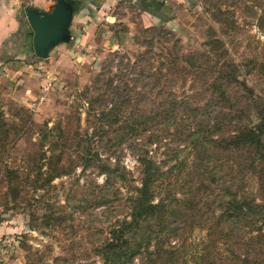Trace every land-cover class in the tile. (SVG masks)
<instances>
[{"label": "rangeland", "instance_id": "374dc122", "mask_svg": "<svg viewBox=\"0 0 264 264\" xmlns=\"http://www.w3.org/2000/svg\"><path fill=\"white\" fill-rule=\"evenodd\" d=\"M68 1L69 43L37 58L22 9L1 52L4 264H103L146 153L169 203L130 264H264V0H166L179 18L163 21L138 0ZM228 196L246 208L223 225Z\"/></svg>", "mask_w": 264, "mask_h": 264}, {"label": "trees", "instance_id": "16d2710c", "mask_svg": "<svg viewBox=\"0 0 264 264\" xmlns=\"http://www.w3.org/2000/svg\"><path fill=\"white\" fill-rule=\"evenodd\" d=\"M152 120H154L152 118ZM181 121H188L192 126L194 124V117H190L187 115L186 117L180 118ZM162 122V121H159ZM142 126V123H138V127ZM256 128H259L258 135L262 133V125H258ZM256 134V129L250 130V132L243 136L245 140H253L258 138L259 136ZM156 136V135H155ZM154 136V137H155ZM196 132L190 131L185 135L187 140L193 141L195 144ZM157 138L159 136H156ZM197 150V147H195ZM139 162L142 166L143 178L141 181V187L137 189L136 197L133 198L132 204V212L130 215V221H123L119 227L112 229L111 231V239L106 243L103 249V264H130L134 258L137 256H141L145 254V252H149L148 245L150 243V239L147 237L138 238L137 231L140 229L141 223L151 219V218H162L161 212L165 211L167 208V204L169 203L168 199H159L157 203H155V194H154V184L156 182V173H160V169L156 166L155 162L152 158H148V155L142 156L139 158ZM194 168L196 167L193 166ZM231 204L235 205L234 209H230L231 212H239L241 211L243 214V210L246 208L244 204L236 202L235 200H230L229 196L226 202H220V207L223 208L221 214L219 215V219H221V224L229 225V207ZM217 264H229V259L225 258L222 254L218 255V259L216 260Z\"/></svg>", "mask_w": 264, "mask_h": 264}, {"label": "water", "instance_id": "95a60500", "mask_svg": "<svg viewBox=\"0 0 264 264\" xmlns=\"http://www.w3.org/2000/svg\"><path fill=\"white\" fill-rule=\"evenodd\" d=\"M74 10L68 0H55L51 12L32 7L25 9L26 20L33 33L32 48L37 58L46 59L55 46L71 41Z\"/></svg>", "mask_w": 264, "mask_h": 264}, {"label": "crops", "instance_id": "0c3cea01", "mask_svg": "<svg viewBox=\"0 0 264 264\" xmlns=\"http://www.w3.org/2000/svg\"><path fill=\"white\" fill-rule=\"evenodd\" d=\"M25 0H0V64L2 61L1 52L2 50H8V42L12 35H25L26 28L24 24H20V18L22 17L21 11L24 8L22 2ZM77 1V0H76ZM142 4L143 8L151 14V16L159 14L157 19L163 21L167 18H179L177 9L172 8L166 0H138ZM45 0H29L27 4L29 7L43 9L42 4ZM27 6V7H28ZM156 18V16H155ZM20 25H22L20 27ZM22 29V30H21ZM21 30V31H20ZM6 46V47H5ZM0 264H4L3 258L0 255Z\"/></svg>", "mask_w": 264, "mask_h": 264}]
</instances>
